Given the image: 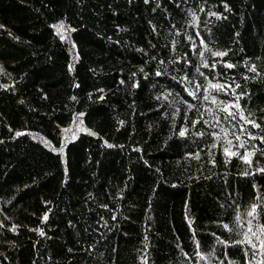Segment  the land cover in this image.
I'll return each instance as SVG.
<instances>
[{
	"label": "trees",
	"instance_id": "obj_1",
	"mask_svg": "<svg viewBox=\"0 0 264 264\" xmlns=\"http://www.w3.org/2000/svg\"><path fill=\"white\" fill-rule=\"evenodd\" d=\"M262 137L264 0H0V264H264Z\"/></svg>",
	"mask_w": 264,
	"mask_h": 264
},
{
	"label": "snow or ice",
	"instance_id": "obj_2",
	"mask_svg": "<svg viewBox=\"0 0 264 264\" xmlns=\"http://www.w3.org/2000/svg\"><path fill=\"white\" fill-rule=\"evenodd\" d=\"M62 27V26H61ZM215 55L217 56H223V55H226V53H216ZM227 67L231 68L232 65L229 64L227 65ZM254 71V69H252ZM213 88H220L221 86L220 85H212ZM205 99H207V97H205ZM213 103H216L215 99H213L212 101ZM222 111H225V112H228V115L229 116H232L234 115L233 113L229 112L228 111V107H225L223 109H221ZM241 119H245V117L243 115L240 116ZM247 123H251L253 127H260V125L256 124L254 121H247ZM243 131V129H242ZM19 135V133H18ZM180 135H184L183 132L180 133ZM237 139H239V137H237ZM249 139H255V137L249 135ZM262 142H264V137L261 138ZM243 146V145H241ZM225 151L227 152V149H225ZM250 163V161H248ZM259 171H264V169H260ZM248 216L249 217H252L253 219H255V206L253 207V209L251 211L248 212ZM45 219H47V217H45ZM251 220L248 221V229H247V232H252V235L255 236L256 233L253 232L252 230V226H251ZM247 232L245 233V237H246V242L249 243L250 247L253 249V250H256L258 248V245L256 243H253L252 240L250 238H248L247 236ZM257 240H259V237H257ZM260 248H264V242H261L260 245H259Z\"/></svg>",
	"mask_w": 264,
	"mask_h": 264
},
{
	"label": "rangeland",
	"instance_id": "obj_3",
	"mask_svg": "<svg viewBox=\"0 0 264 264\" xmlns=\"http://www.w3.org/2000/svg\"><path fill=\"white\" fill-rule=\"evenodd\" d=\"M62 26V27H61ZM55 29L65 38H68L70 30L68 27L63 24L59 23L58 25H55ZM81 128L80 120L76 121L71 127L67 128L64 132V136H68L69 138H72V134H75L79 129ZM68 138V139H69Z\"/></svg>",
	"mask_w": 264,
	"mask_h": 264
}]
</instances>
